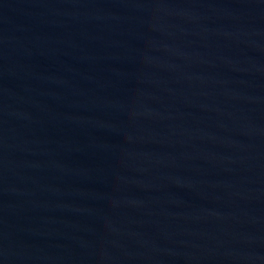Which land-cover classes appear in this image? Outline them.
Here are the masks:
<instances>
[{"label":"water","instance_id":"obj_1","mask_svg":"<svg viewBox=\"0 0 264 264\" xmlns=\"http://www.w3.org/2000/svg\"><path fill=\"white\" fill-rule=\"evenodd\" d=\"M0 264H264V0H0Z\"/></svg>","mask_w":264,"mask_h":264}]
</instances>
